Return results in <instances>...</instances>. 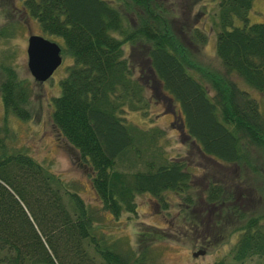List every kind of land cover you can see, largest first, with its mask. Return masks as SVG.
Wrapping results in <instances>:
<instances>
[{
	"label": "trees",
	"instance_id": "1",
	"mask_svg": "<svg viewBox=\"0 0 264 264\" xmlns=\"http://www.w3.org/2000/svg\"><path fill=\"white\" fill-rule=\"evenodd\" d=\"M21 1L40 30L59 36V51L72 58L51 96L50 119L89 167V183L102 207L116 215L134 209L137 192L172 190L182 203L198 206L205 229L214 231L212 222L236 234L230 260L212 264H241L252 256L264 264V210L244 202L231 183L211 180L194 192L195 198L189 196L194 166L162 153L155 143L158 128L138 126L122 115L125 109L146 112L149 98H167L178 107L181 134L199 155L239 170L248 167L261 177L264 120L255 98L229 76L232 72L264 93V20L246 22L251 0H216L210 26L222 71L196 61L193 50L203 43L205 29L184 22L176 31L173 20L183 7L177 11L173 1ZM234 17L242 22L234 24ZM135 60L136 70L143 71H133ZM0 70L4 116L29 118L27 84L7 64ZM252 155L260 163L247 161ZM263 178L256 191L264 192ZM91 220L89 208L59 174L0 140V264H94L95 255L106 264L139 263L143 247L117 250L95 236ZM209 231L202 236L205 244Z\"/></svg>",
	"mask_w": 264,
	"mask_h": 264
},
{
	"label": "rangeland",
	"instance_id": "2",
	"mask_svg": "<svg viewBox=\"0 0 264 264\" xmlns=\"http://www.w3.org/2000/svg\"><path fill=\"white\" fill-rule=\"evenodd\" d=\"M170 1H173L177 11L183 7L182 14H176L173 20V28L176 31L180 30L184 22L185 25L195 24L205 29L203 43L200 45L197 43L198 46L193 50L196 61L204 67L222 71L223 67L214 54V30L210 26L216 10V0ZM170 1L164 0V3L169 5ZM246 17L247 23L264 20V0H251ZM233 22L240 24L242 21L234 17ZM31 32L42 34L56 41L59 46L62 45L59 36L40 30L37 21L25 12L21 0H0V64H7L18 78L27 84L28 105L31 110L27 119L10 112L4 116L0 102V140L9 149L21 148L45 168L59 174L64 185L75 191L89 208L95 236L101 237L121 252H127L129 249H133L134 252L143 247L138 264H212L219 259L230 260V248L236 234L228 232L223 226L216 229L212 222L209 227L214 231L205 229L198 206L197 210H194L195 205L182 203L181 194H175L172 190H162L159 195L146 191L137 192L133 195L134 209L121 210L116 215L102 207L89 183V167L85 163L76 162L79 158L77 159L73 150L67 147L63 137L60 140L55 139V128L50 119L51 96L58 93L59 79L64 75L66 65L72 58L60 50V61L51 73L40 82L33 80L25 65L24 51L26 35ZM194 43L190 41L191 45ZM122 46L127 54V42H122ZM132 65L136 73L143 71L136 70L140 68L137 60ZM141 74L143 77L146 76L144 73ZM229 76L236 79L237 83L255 98L264 120V93L250 88L232 72ZM205 85L208 87L207 83ZM166 99L149 98L146 112H141L140 109H125L122 115L127 122L138 126L158 128L155 143L161 146L162 153L167 158L180 159L187 165L194 166L190 167L194 174L191 176L192 186L188 189L189 196L194 194L195 198L194 192L211 180L228 186L231 183L234 184V189H239L244 202L247 201L255 210L258 208L263 211L264 192L256 191L254 186L257 184L262 186L261 177L264 172L260 177L259 171L250 172L248 167L240 166L243 170H239L236 165L212 163L199 155L192 141L181 134L177 105L173 101L166 103ZM247 161L260 163L253 155L249 156ZM245 180H248V183ZM187 209L193 210L194 214H187ZM208 231L212 236L205 244L201 240L203 234H207ZM197 248L204 250L192 255L191 251ZM132 254L131 252L129 254L130 261ZM94 257V264H106L100 261L97 255ZM257 260L259 259L252 256L241 264H257Z\"/></svg>",
	"mask_w": 264,
	"mask_h": 264
},
{
	"label": "water",
	"instance_id": "3",
	"mask_svg": "<svg viewBox=\"0 0 264 264\" xmlns=\"http://www.w3.org/2000/svg\"><path fill=\"white\" fill-rule=\"evenodd\" d=\"M25 65L33 80L40 82L46 78L60 61L59 45L56 41L49 39L39 33H28L25 38ZM78 158L77 150L70 144ZM202 252L197 248L191 251L192 255Z\"/></svg>",
	"mask_w": 264,
	"mask_h": 264
},
{
	"label": "flooded vegetation",
	"instance_id": "4",
	"mask_svg": "<svg viewBox=\"0 0 264 264\" xmlns=\"http://www.w3.org/2000/svg\"><path fill=\"white\" fill-rule=\"evenodd\" d=\"M56 134V136H54L55 137V139H57V140H60V139H62L61 137H60V135H58V132L56 131V129H55V131H54V135ZM202 246V245H201ZM201 249V248H200ZM204 249H202V251H203Z\"/></svg>",
	"mask_w": 264,
	"mask_h": 264
}]
</instances>
